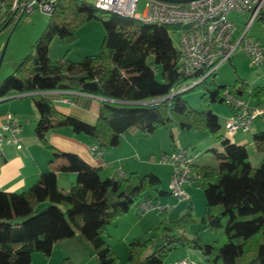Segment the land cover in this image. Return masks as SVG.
Wrapping results in <instances>:
<instances>
[{
	"label": "trees",
	"instance_id": "obj_1",
	"mask_svg": "<svg viewBox=\"0 0 264 264\" xmlns=\"http://www.w3.org/2000/svg\"><path fill=\"white\" fill-rule=\"evenodd\" d=\"M97 11L83 0H58L32 51L14 73L0 81V99L54 90L101 99L96 122L88 124L59 112L49 99L32 95L38 112L35 134L48 150L53 147L47 134L60 127L92 137L99 150L119 145L129 129L146 135L167 123L179 131L215 137L221 152L211 151L218 166L195 162V176L188 183L204 192L206 203L200 223L215 239L202 243L195 235L190 236L194 223L190 204L176 220L168 219L169 210H155L161 219L159 243L152 238L130 241L126 264H163L168 252L178 247L198 250L204 264H264V130L252 135L262 154L259 165L253 167L245 144L232 143L218 133L220 125L214 113L191 109L181 98L184 92L175 93L187 78L179 71L180 51L170 38L174 28L112 13L99 15ZM20 19L12 11L2 12L0 31L9 25L15 27ZM91 20L100 21L104 29L99 52L78 62H52L48 55L51 40L57 37L71 42ZM258 20L264 21V16ZM213 75L193 87L202 86L201 99L206 105L224 102L225 88L211 81ZM236 84L231 91L238 96L247 93L255 99L264 97V84L253 88L244 80ZM170 147L171 152L178 147L172 134ZM60 155L67 162L58 170L76 174L68 190L58 187L55 170H49L21 192L0 191V264H30L33 253L48 257L56 242L79 237L93 249L97 264H118L117 254L106 241V226L139 201L151 200L152 192L166 194L153 173L133 171L123 177L101 178L99 168L77 155ZM60 264L73 263L64 258Z\"/></svg>",
	"mask_w": 264,
	"mask_h": 264
},
{
	"label": "rangeland",
	"instance_id": "obj_2",
	"mask_svg": "<svg viewBox=\"0 0 264 264\" xmlns=\"http://www.w3.org/2000/svg\"><path fill=\"white\" fill-rule=\"evenodd\" d=\"M144 3L145 0L139 1L137 4V13L143 12ZM97 14L103 15L109 13L97 11ZM1 15L2 11L0 10V17ZM48 17V14L35 11L29 15H23L15 27L9 25L0 31V56L3 54L0 64V81L14 73L20 61L32 51L35 41L45 29ZM228 17L235 23L239 30L243 28L249 18L248 14L243 15L235 12L230 13ZM103 36L104 29L101 22L98 20H91L79 29L77 38L71 42L54 37L48 48L49 58L52 62L60 59L73 62L81 61L83 57L95 55L99 52ZM248 36L264 45V21H254L249 29ZM170 38L173 46L179 49V33L171 32ZM156 79L159 80V71L156 73ZM210 79L215 85L222 86L225 90H233L237 80H244L252 88L259 87L264 84V65L255 66L243 53L237 52L229 61L220 65ZM236 87H239V83L236 84ZM202 93V86H197L182 93L181 98L195 111L208 109L214 113L220 125L218 133L229 141L230 136L233 139L237 136H246L248 139L244 143L248 152V161L251 166H258L262 154L256 149L252 135L257 131L256 129L262 127L264 112L262 113L263 115H259L253 121L248 130H238L229 133L225 128V123L232 113L230 107L224 102H210L206 105L202 102ZM240 97L248 100L252 104L259 103L258 106L264 109V97L255 99L250 97L247 93L242 94ZM170 134H172L176 146H187L189 149H192L195 154H198L196 164L211 167L218 166L219 161L211 150H216L219 153L221 152V148L213 136L206 133H192L184 130L179 131L171 123H167L164 127L157 128L151 134L145 135L139 132L135 135L137 136L135 137L136 139L133 140V144H136V146L135 149L130 152L132 155L130 165H132L133 169H137L140 175L147 173L157 175L160 179V189L162 191L168 190L169 175L172 172V166L160 160L161 153H170L172 150L170 147ZM124 136L134 135L127 132ZM185 190L189 197L191 196V200L195 205L193 206L194 223L190 226L189 234L194 236L195 233H198L202 243H210V236H213L214 240L215 235L211 231L203 229L200 223V217L206 203L204 192L192 185L185 186ZM151 201L158 206H162L166 202L168 204L177 203L170 195L159 196L155 192L151 193ZM186 206L187 202H178L177 207H174L172 211L169 212L168 219L176 220L185 211ZM181 210L184 211L180 212ZM123 221L125 222L122 223ZM160 221L161 219L156 211L150 210L144 214H140V212L137 211V207L133 206L130 211L124 215L121 221H117L119 222L118 227H114L116 223L107 225L106 230L108 231L106 232V239L109 243H112L114 247L113 250L119 257L118 263L119 261H121V264L126 263L128 258V243L134 239L144 241L152 238L155 243H159L161 232L158 226ZM74 244L78 248H81V257L89 258V255H92L93 261H91L97 264L94 259V251L91 247H89L90 249H86L82 244L77 242ZM182 252L184 253V259H189V262L204 264L203 257L198 250L185 247H178L170 250L163 264H169L172 260H180L183 256L178 257V255ZM77 259L80 260L79 258Z\"/></svg>",
	"mask_w": 264,
	"mask_h": 264
},
{
	"label": "built area",
	"instance_id": "obj_3",
	"mask_svg": "<svg viewBox=\"0 0 264 264\" xmlns=\"http://www.w3.org/2000/svg\"><path fill=\"white\" fill-rule=\"evenodd\" d=\"M83 1L101 12L136 19L145 24L174 28V32L179 33V71L187 78L175 93L192 89L237 52L243 53L255 66L262 65L264 61V45L248 36L253 22L264 16V0H189L175 3L145 0L142 13H137V4L140 0ZM57 2L58 0H10V2L0 0V10L12 11L16 17L29 15L35 11L51 15ZM232 12L249 16L240 30L228 17ZM222 98L232 110L231 116L225 123L229 133L248 130L253 121L264 112L263 108L251 104L231 90H224ZM64 101L68 100L64 99ZM17 136V124L13 116L8 114L6 122L0 126V147L4 143H13L19 148ZM91 151L94 154H101V150L97 147H92ZM197 158L198 154L181 146L160 156L163 163L172 166L168 193L177 202H185L189 198L184 186L195 176L192 165ZM116 175L124 176L121 168L116 170ZM136 207L140 214L150 210L170 209L167 206L153 204L150 199L139 201ZM172 264L194 263L183 258Z\"/></svg>",
	"mask_w": 264,
	"mask_h": 264
},
{
	"label": "crops",
	"instance_id": "obj_4",
	"mask_svg": "<svg viewBox=\"0 0 264 264\" xmlns=\"http://www.w3.org/2000/svg\"><path fill=\"white\" fill-rule=\"evenodd\" d=\"M36 94L49 99L59 112L88 124H94L100 112L101 99L97 96L81 92L64 90L43 91L31 94L13 95L9 96V98L6 97L7 99L1 100L0 126L6 122V116L8 114L13 116L18 127L17 140L20 147L17 148L16 144L13 143H4L0 147V191L21 192L34 184L42 172L49 170H55L58 187L63 190H68L69 187L75 183L76 174L72 172H61L58 170V166H63L67 162L60 153L75 154L88 165L99 168L101 178L116 175V170L118 168H121L124 174L137 171V169H133L132 165H130V160L132 159L130 152L133 151L136 146V144H133V140L137 137L135 135L139 133L136 128L127 131L134 136H124L127 133L126 132L121 137L119 145L113 148L102 149L101 154L92 153L91 148L96 147V142L92 137L85 134L73 133L69 127H60L50 131L47 134V140L53 147V150L44 148L35 134L38 112L31 96ZM64 99H67L68 101L66 102ZM253 105H259V103H253ZM262 121V127L256 129V132L264 130L263 118ZM235 138L233 139L230 136L229 139L232 143L236 144H245L244 142L248 139L246 136H237ZM165 192V195H169L168 190ZM185 202L190 204L192 208L195 206L191 200V196L188 198V201ZM177 203L168 204L166 202L162 205L170 207L167 216L174 207H177ZM183 211L181 210L180 212ZM123 217L124 215L114 222L116 223L114 227H118L119 222L117 221H121ZM124 222L125 221L122 223ZM107 231L108 230H106V232ZM194 235L199 239L200 235L198 233H195ZM210 240H213V236H210ZM76 242L84 245L86 249H90L89 244L80 237L58 241L53 245L52 252L48 257L39 253H33L31 255L30 264H60L64 258H69L73 264H95V262H92V255H89L90 259L83 256L82 259L81 248H78L74 244ZM108 244L114 249L112 243L108 242ZM183 255L184 253L182 252L178 257ZM183 258L184 256L181 259ZM120 262L121 261H119L118 264H121ZM173 262L175 261L172 260L169 264H172Z\"/></svg>",
	"mask_w": 264,
	"mask_h": 264
},
{
	"label": "water",
	"instance_id": "obj_5",
	"mask_svg": "<svg viewBox=\"0 0 264 264\" xmlns=\"http://www.w3.org/2000/svg\"><path fill=\"white\" fill-rule=\"evenodd\" d=\"M160 1H163V2H174L175 3V2H186V1H189V0H160ZM2 56H3V54L0 56V64H1V61H2ZM4 99H7V98L0 99V101L4 100Z\"/></svg>",
	"mask_w": 264,
	"mask_h": 264
}]
</instances>
